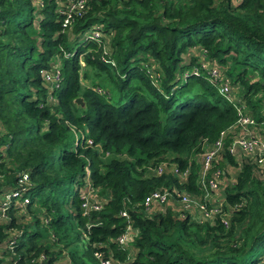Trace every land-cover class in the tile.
I'll return each instance as SVG.
<instances>
[{"label":"trees","instance_id":"16d2710c","mask_svg":"<svg viewBox=\"0 0 264 264\" xmlns=\"http://www.w3.org/2000/svg\"><path fill=\"white\" fill-rule=\"evenodd\" d=\"M67 3L0 0V195L21 172L31 184L28 205L0 224V249L21 233L0 264H100L96 253L113 264H264V167L226 150L238 102L264 139V0H86L63 29ZM96 29L113 67L88 39ZM202 54L231 101L207 71L190 75ZM222 134L202 179L201 155ZM162 163L187 178L153 176ZM84 189L100 211L84 215ZM161 189L222 202V213L194 217L172 198L148 214L145 198ZM122 210L137 232L126 246Z\"/></svg>","mask_w":264,"mask_h":264},{"label":"built area","instance_id":"2783aa9c","mask_svg":"<svg viewBox=\"0 0 264 264\" xmlns=\"http://www.w3.org/2000/svg\"><path fill=\"white\" fill-rule=\"evenodd\" d=\"M67 1V5L64 8L60 9V15L63 16V29H67L68 27H70L74 19L82 16L85 11L86 0ZM88 39L89 41H95L99 46H102L100 61L104 65L113 67L115 65V61L110 56L107 44L103 43V38L100 31L98 29L94 30L91 34H89ZM83 65L84 64L82 63V66ZM199 68L200 70L207 71V73L211 77L212 82L216 85L219 94L231 101L228 95L229 85L227 79L221 76L219 77V68L214 65L208 66V64L205 62V56H203L200 60L199 67L192 69L190 75H198ZM186 77H189L188 73L186 74ZM57 79H59L58 75L56 76L55 80ZM97 92L103 94V91L101 89H97ZM239 104V102L237 104H234L238 116V120L236 122L237 127L231 130L234 131L235 129H238L239 131L226 150L231 156L234 157L237 162L239 160H237L236 158L240 156H246L249 158L253 157L257 159V163L261 167H264V139L261 136V131L259 130L258 133L252 131L255 127H257V125L255 124L254 120L242 113L244 106ZM223 138L224 134H222L217 142L209 145L206 151L201 155L200 165L202 167V179H205L206 175L211 169L212 162L218 158L219 154L224 148ZM168 173L177 175L178 177H180V179L183 180L187 178L188 171L184 170L183 172H181L176 166L168 163H162L152 171L153 176H160L162 174ZM208 184L212 192L216 193L217 190H219L216 181H214L213 179H210L208 181ZM30 186L31 184L29 174L27 172H21L18 175L15 187L9 189L8 192L0 195V224L8 222V213L10 210H22L28 205V191ZM172 198L177 199L176 201L178 203V206L183 212H188L194 217L198 216V213L205 216H213L218 214L220 215L222 213V202H215V204H212V206L208 208L204 204L195 202V198L188 193L177 192L176 190L170 192L166 189L156 190L152 192L145 198L143 207L145 208L146 212L150 214V210H153L154 206L165 204ZM80 201L82 202L81 205L84 209V215H89L91 211L97 212L101 210L102 202L100 200L98 201L94 197V195H92L91 189H84L80 191ZM119 216L126 219L127 223L125 232L120 237H118L116 241L118 245L126 246L128 243L133 241V239L137 235V232L129 224V215L126 210L120 211ZM19 234L20 233L17 232L12 233L8 246L4 247L8 248L9 250H13L16 238L19 237ZM95 256L100 261V264H113V262L109 260H104L102 254L100 253H96ZM42 258L45 259V257L41 256L37 260L41 262L44 260ZM35 261L32 260L31 263H35ZM12 264L18 263L17 261H13Z\"/></svg>","mask_w":264,"mask_h":264},{"label":"rangeland","instance_id":"374dc122","mask_svg":"<svg viewBox=\"0 0 264 264\" xmlns=\"http://www.w3.org/2000/svg\"><path fill=\"white\" fill-rule=\"evenodd\" d=\"M202 56H205L204 54H202ZM189 58V57H188ZM187 74V73H186ZM186 74L184 75V77L186 78ZM239 100H241V97H239L238 98ZM260 129L258 128V127H255L252 131H254V132H257L258 133V131H259ZM241 157V159H240V163L242 164V161L245 159L244 157L242 158V156H240ZM240 157H238V158H236L237 160H239V158ZM239 162V161H238ZM235 168V167H234ZM236 170V169H235ZM234 170V171H235ZM217 173V171L215 172V173H213V175H212V179L214 180V181H216V183H217V185L218 184H220V182L222 181V179H221V177L218 175V174H216ZM227 173H228V176L227 177H230V176H232V174H235V172H233L232 171V169L231 168H228L227 169ZM216 174V175H215ZM218 188H219V185H218ZM21 236V233L19 234V237ZM5 252L7 253V249H5L4 248V250L3 249H0V257H4V261L6 262V263H9V261H10V257L8 256V255H4L5 254ZM42 259H44V258H42ZM64 263V262H63Z\"/></svg>","mask_w":264,"mask_h":264},{"label":"water","instance_id":"95a60500","mask_svg":"<svg viewBox=\"0 0 264 264\" xmlns=\"http://www.w3.org/2000/svg\"><path fill=\"white\" fill-rule=\"evenodd\" d=\"M75 103L81 105V104H82V99H77V100H75Z\"/></svg>","mask_w":264,"mask_h":264},{"label":"clouds","instance_id":"9594fccd","mask_svg":"<svg viewBox=\"0 0 264 264\" xmlns=\"http://www.w3.org/2000/svg\"><path fill=\"white\" fill-rule=\"evenodd\" d=\"M103 94H106L105 92H103ZM159 166V165H158Z\"/></svg>","mask_w":264,"mask_h":264},{"label":"crops","instance_id":"0c3cea01","mask_svg":"<svg viewBox=\"0 0 264 264\" xmlns=\"http://www.w3.org/2000/svg\"><path fill=\"white\" fill-rule=\"evenodd\" d=\"M214 196V195H213Z\"/></svg>","mask_w":264,"mask_h":264}]
</instances>
